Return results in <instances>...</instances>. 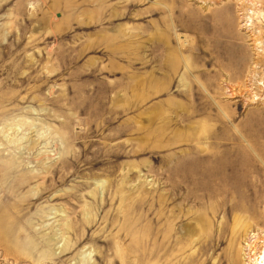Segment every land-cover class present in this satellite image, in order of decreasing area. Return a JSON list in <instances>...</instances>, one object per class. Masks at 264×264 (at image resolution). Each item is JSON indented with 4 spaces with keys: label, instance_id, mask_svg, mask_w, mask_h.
Masks as SVG:
<instances>
[{
    "label": "rangeland",
    "instance_id": "1",
    "mask_svg": "<svg viewBox=\"0 0 264 264\" xmlns=\"http://www.w3.org/2000/svg\"><path fill=\"white\" fill-rule=\"evenodd\" d=\"M260 231L264 0H0V264H241Z\"/></svg>",
    "mask_w": 264,
    "mask_h": 264
},
{
    "label": "bare ground",
    "instance_id": "2",
    "mask_svg": "<svg viewBox=\"0 0 264 264\" xmlns=\"http://www.w3.org/2000/svg\"><path fill=\"white\" fill-rule=\"evenodd\" d=\"M241 252V264H264V232L249 234V240Z\"/></svg>",
    "mask_w": 264,
    "mask_h": 264
}]
</instances>
